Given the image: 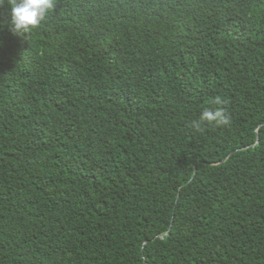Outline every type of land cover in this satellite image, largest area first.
I'll return each instance as SVG.
<instances>
[{"label":"trees","instance_id":"trees-1","mask_svg":"<svg viewBox=\"0 0 264 264\" xmlns=\"http://www.w3.org/2000/svg\"><path fill=\"white\" fill-rule=\"evenodd\" d=\"M9 11L0 264H264V0Z\"/></svg>","mask_w":264,"mask_h":264},{"label":"clouds","instance_id":"clouds-1","mask_svg":"<svg viewBox=\"0 0 264 264\" xmlns=\"http://www.w3.org/2000/svg\"><path fill=\"white\" fill-rule=\"evenodd\" d=\"M10 7L8 12V30L15 36H23L37 28L47 13L55 7V0H0V7L5 3ZM217 104L223 103L220 100ZM227 124L229 116L222 108L216 110L203 109L193 126L197 129L201 124L212 123Z\"/></svg>","mask_w":264,"mask_h":264},{"label":"water","instance_id":"water-1","mask_svg":"<svg viewBox=\"0 0 264 264\" xmlns=\"http://www.w3.org/2000/svg\"><path fill=\"white\" fill-rule=\"evenodd\" d=\"M231 154H232V153H231ZM231 154H230V155H231ZM230 155H229V156H230ZM229 156H228V157H229ZM228 157L225 158L224 161H226V160L228 159ZM161 238L163 239V238H165V236H163V237H161Z\"/></svg>","mask_w":264,"mask_h":264}]
</instances>
